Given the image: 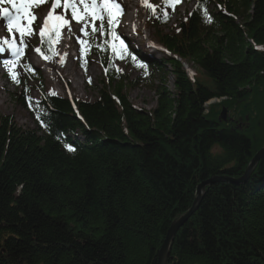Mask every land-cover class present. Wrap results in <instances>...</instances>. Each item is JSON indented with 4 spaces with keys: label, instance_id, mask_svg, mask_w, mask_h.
<instances>
[{
    "label": "trees",
    "instance_id": "1",
    "mask_svg": "<svg viewBox=\"0 0 264 264\" xmlns=\"http://www.w3.org/2000/svg\"><path fill=\"white\" fill-rule=\"evenodd\" d=\"M178 28L155 30L171 55L151 62L150 109L103 55L93 101L45 96L31 128L0 114V264H156L196 187L243 175L264 144V108L242 106L264 85V0H196ZM166 264H264V156L244 181L205 186Z\"/></svg>",
    "mask_w": 264,
    "mask_h": 264
},
{
    "label": "rangeland",
    "instance_id": "2",
    "mask_svg": "<svg viewBox=\"0 0 264 264\" xmlns=\"http://www.w3.org/2000/svg\"><path fill=\"white\" fill-rule=\"evenodd\" d=\"M142 1V0H141ZM192 1L193 0H188V2L184 1L182 2L183 4L179 5L177 8L174 9V11L171 13H168V18L165 19L164 18V11L166 10V7H162L160 6V0H144V2H142V7L139 10L138 16H137V24L134 25V28L132 27L131 29H128L127 32H123L121 29V25L120 27L117 25V31L122 34L123 32V36L122 39H127V41H130L133 45L135 46H139L138 49L140 48L141 51H145V53H148V51H146L147 49L145 48V45L149 44V41H151V39L154 40L153 38V34H154V30L156 28L163 30L164 32H168L170 30H176L177 24L178 22L185 16V14L191 9L192 7ZM148 5H153L156 9L155 11V15L156 16H162L163 19H165L166 21H163L162 25H159V27L156 26V21H152V25H148L145 24L147 18L145 16V10L146 7ZM50 9V3H44L40 6L39 9L36 10V14L38 16V19L36 22L33 23V28H34V33L30 36H26L25 37V41L27 42L28 46L27 48H25V53L23 55L22 58H20V60H25L26 62L30 61L29 59H31L28 54L31 53L32 49L35 48L36 44L38 43V38L39 35L37 36L36 31L39 29V26L42 24V19H40V17H43L44 15H46L47 11H49ZM57 14H61L63 13V9H57ZM66 18L70 19V14H67ZM121 16H119V21H120ZM3 19H1L0 17V26L2 27L3 24ZM98 22H96V25H98ZM72 26L73 28L76 29V37L74 38V43H68L66 44L65 48H66V52L68 53L69 57L73 60L70 61V67L71 69H66L63 73L62 76L64 79L60 80L59 78H55V77H51V80H47V77H49L51 74L50 71L47 70H42L43 65H40L39 69L40 73L43 75V77L41 79H36L34 78V80H28V84L31 85L28 87L29 91L32 90V94H34L36 92V90H33V86H35L38 83H41L44 87L45 90H51L54 93H56L59 96H66V95H70L73 97H79L81 99H86V100H93V98L96 97L97 95V90L99 88V86L97 85V81H98V76L100 74V64L98 61V58L96 56H91L90 53L87 54L85 56V54H83L82 56L79 57L80 60L84 61L86 63L87 66V71H83V78L80 75V71L77 68L78 64H77V59H78V53L79 50H81V48L83 47V45L80 43V40L77 39V37H79L80 39H83V34L80 33L78 31V25L76 24L75 21H72ZM120 24V22H119ZM2 31V28H1ZM1 35L3 36V34L1 33ZM16 37L19 36L18 33L15 34ZM96 36V35H95ZM17 43H19V37H17ZM98 38V36H96V39ZM143 46V47H142ZM55 54L54 57L52 59V63H54V60L57 61V44H55ZM150 49L153 51L154 55H156V57L159 56H164V50L161 51H157L153 46L150 47ZM157 53V54H156ZM80 54V53H79ZM77 55V56H76ZM83 56H85V58H82ZM9 59L10 60H14V58L9 55ZM34 60V58H33ZM32 64L33 62L30 61ZM116 66L119 67L121 70H123L126 75L124 76L127 81H126V92H127V97L130 100V102L138 107L141 108H145V109H150L152 107H154L155 105V96L154 93L151 89L148 88V86L146 85V87L144 85H142V82H134V84H130V82L136 77L138 76L140 73L134 70H131V68L119 61H116ZM34 65V64H33ZM184 69L187 70V72L189 74L192 73L193 71V67H191V65L189 64H183ZM53 67L56 69L58 68L57 63L55 62V64L53 65ZM73 67L74 70L76 72V74L72 75V71H73ZM195 69V68H194ZM69 70V71H68ZM13 71H16L17 73L20 72V68L16 67L13 69ZM39 73V74H40ZM54 75V74H53ZM197 78L198 80L209 84V80H207V78L205 77V75H203V73L198 70L195 69L194 71V78ZM72 78H75L76 82L78 83V85H76V83H72ZM65 80V81H63ZM167 80H169L167 82V86L168 88L171 87L170 85V77L167 78ZM89 83V84H87ZM145 83V82H143ZM74 84V85H73ZM23 83H12L11 80L7 79L6 82L0 78V114H5V115H9L13 118V120L19 124L22 125L23 127H28L31 128L33 127V123L31 122V119L29 118V116L27 115V111L24 110L23 108H21L17 103H16V99L15 96L19 95L21 89H22ZM263 87V88H262ZM261 88L258 89L259 93L255 96L254 99H252L251 96H249L245 102L243 103L242 106L246 105L248 106V109L254 108L257 109V107H260V109L264 108V104H259L260 101H262V99L264 98V85ZM15 94V95H14ZM14 96V97H13ZM215 100H212L210 103L214 102ZM209 103V102H208ZM208 103H206V105L208 106ZM209 103V105H210ZM250 105V106H249ZM224 109V108H223ZM263 110V109H262ZM264 111V110H263ZM222 112V109H221ZM254 116L256 117H260L262 116V114H258L255 113ZM219 117L221 118V120L223 121L224 119H222V115H220L219 113ZM224 118L226 119V121H228L227 119H233L236 121L237 124V114H235L233 111L227 112V110H225V116ZM241 119V116L238 118V120ZM247 121V120H245ZM245 121H240L238 122V126L241 124H245ZM241 127V126H240ZM264 145V144H263ZM254 169V168H253Z\"/></svg>",
    "mask_w": 264,
    "mask_h": 264
},
{
    "label": "snow or ice",
    "instance_id": "3",
    "mask_svg": "<svg viewBox=\"0 0 264 264\" xmlns=\"http://www.w3.org/2000/svg\"><path fill=\"white\" fill-rule=\"evenodd\" d=\"M44 3H50V9L46 15L40 17L42 24L39 26L38 34L42 45L47 44L49 50H52L51 46L53 44L60 41L63 29L66 28L69 34L74 35L71 22L75 21L78 25V31L84 37L89 38V40L95 39V34L99 32L106 37L104 46L106 48L110 46L113 54L118 55L120 59L130 56L133 61L136 60V56L127 50L124 40L115 30L119 23V16L123 14L121 3L118 0H0V17L7 21V33L11 34V39L7 36L0 38V53H5L6 49L10 50L14 58V60L5 59L3 61V64L8 66L10 78L13 82L20 83L18 73L13 69L18 66L20 58L25 53V37L34 33L32 25L38 19L36 10ZM6 5L11 7L9 8ZM148 7L152 8L155 13L154 6L148 5ZM57 9H63V13L57 14ZM67 14H70V19L66 18ZM163 15L165 19L168 18L166 10ZM205 20L211 22V17L206 12ZM97 21L100 22L99 27L96 25ZM16 33L19 34V43H17ZM77 39L80 40L82 45L85 43V40L79 37ZM89 47H92V45L89 44ZM95 47L97 50L101 48L99 44ZM35 51L40 53L45 60L51 59V56L44 55L41 52L40 47H37ZM81 52H84L83 47ZM61 63H63V58ZM138 66L147 67L145 64H139ZM29 100L31 101V97H29ZM37 119L41 120L42 124L46 123L39 116H37ZM67 147L68 151H75L74 147Z\"/></svg>",
    "mask_w": 264,
    "mask_h": 264
},
{
    "label": "water",
    "instance_id": "4",
    "mask_svg": "<svg viewBox=\"0 0 264 264\" xmlns=\"http://www.w3.org/2000/svg\"><path fill=\"white\" fill-rule=\"evenodd\" d=\"M222 115V119L225 120L224 116H225V109H222L221 112ZM264 156V146L260 148V150H258L254 156L251 158L249 164L247 165L244 173L242 176L238 177L237 179L233 180L232 178H225V177H215L212 179H209L207 181L201 182L197 187H196V191H195V195H194V199L192 202L191 207L182 215L180 216L179 219H177L175 222H173L171 224V226L168 228L165 237L163 239V242L158 250L157 253V259H156V264H166L167 263V255H168V251H169V247H170V243L171 240L173 238V235L175 234L176 230L178 229V227L180 226V224L183 222V220H185L196 208L201 195L204 191L205 186L213 181H217V180H231V181H235V182H242L244 181L251 173V171L253 170V168L255 167V165L257 164L258 160L260 158H262Z\"/></svg>",
    "mask_w": 264,
    "mask_h": 264
},
{
    "label": "bare ground",
    "instance_id": "5",
    "mask_svg": "<svg viewBox=\"0 0 264 264\" xmlns=\"http://www.w3.org/2000/svg\"><path fill=\"white\" fill-rule=\"evenodd\" d=\"M118 2L121 3V8L123 9V14L121 15V19L122 20L120 21L121 22V29L122 30H127V29H131L132 27L134 28V25L137 24V22H138L137 16H138V13H139V9H141V7H142L141 0H118ZM224 14L226 15L227 12H224ZM74 30H73L74 35L73 34H69L70 38H72L73 40L76 37V32ZM65 45H66V42H65V40H63L62 42H60V44L58 46V54H57V65H58V68L56 69V76L60 80L65 78V77L63 78L62 73L66 69H69V70L71 69L70 61H72V59L68 56V53L66 52V48H65L66 46ZM0 55L2 57L6 56L3 53H0ZM30 56L33 57V53H30ZM62 58H63V63H61V59ZM36 61H37V63L39 62L37 59H36ZM195 69H197V68H195ZM195 69H193L192 73H194ZM72 73H73L72 75L76 74L74 68H73ZM51 77H52V75L50 74V76L47 77V80L48 81L51 80L52 79ZM63 81H65V80H63ZM71 81H72V83H76V85H78V83L76 82L75 78H72ZM27 115H29L28 112H27Z\"/></svg>",
    "mask_w": 264,
    "mask_h": 264
}]
</instances>
